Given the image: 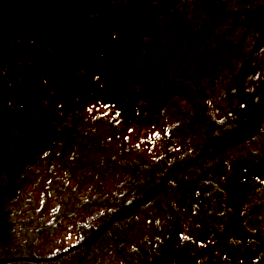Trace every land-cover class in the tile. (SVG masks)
I'll use <instances>...</instances> for the list:
<instances>
[{"label": "flooded vegetation", "instance_id": "obj_1", "mask_svg": "<svg viewBox=\"0 0 264 264\" xmlns=\"http://www.w3.org/2000/svg\"><path fill=\"white\" fill-rule=\"evenodd\" d=\"M123 4V0H49L47 5L37 0L31 6L29 0H0V260L40 264L21 261L41 259L35 255L40 254L42 232L27 223L40 221L39 213L32 214V192L35 197L44 193L45 205L73 206L82 205L89 190L104 184L107 107L116 120H129L130 114L141 119L143 114L151 146L148 194L157 197L161 192V204L167 209L195 206L197 210L189 209L188 216L171 219L200 222L201 190L185 177L186 168L195 165L193 152L184 155L177 125L181 120L155 111L173 105L154 101V96L200 93L196 80L211 77L213 253L257 256L249 264H264V44L256 49L264 31V0H149L145 12L135 15L144 16L148 26L146 68L151 85L142 90L152 100L147 103L125 102L121 88L104 84L118 75L107 72L104 64L116 59L111 48L127 23L122 19ZM72 12L75 18H70ZM134 14L129 10L130 16ZM65 23L73 31V37L64 40L74 67L67 72L59 69L64 62L56 53L48 61L41 51L45 30L57 40ZM137 23L126 25L136 30ZM216 30L226 40L217 39ZM213 45L230 46L221 80L213 79ZM78 66L82 70H75ZM219 94L229 99L226 106H218ZM125 106L148 109L136 114ZM254 118L252 126L257 128L252 132L248 126ZM156 144L165 153L163 164L158 162ZM177 165L170 183L161 184ZM131 180L126 183L136 194L139 188ZM19 191L32 192L18 200ZM131 198L129 194L122 204ZM173 212L170 209L169 216ZM86 248L72 254L63 251L46 264L65 258L80 264Z\"/></svg>", "mask_w": 264, "mask_h": 264}, {"label": "rangeland", "instance_id": "obj_2", "mask_svg": "<svg viewBox=\"0 0 264 264\" xmlns=\"http://www.w3.org/2000/svg\"><path fill=\"white\" fill-rule=\"evenodd\" d=\"M148 3H149V0H136V3L132 7L133 12H135L134 16H130L129 11H126L122 14L123 21L127 22V23H130V22L131 23H137L134 21L139 20L141 17H136L135 15L138 13L141 14L142 12H145L144 8L148 5ZM70 18H75L74 12L70 13ZM126 28H127V25H126ZM136 31H139V32L144 33V34H148V26L145 24V21H139V24L136 27L135 31H130L128 29L126 33H127V35H132ZM125 38H126V36H125ZM55 43L56 42L53 43V46L51 48L52 52L56 51ZM53 58H55V57H53ZM56 58H57V55H56ZM132 88H134V86H132L131 89ZM225 102H229V99L228 100H223V99L220 100L218 105L226 106ZM252 125L253 124L250 123L248 126V129H250ZM105 129H106V127H105ZM136 132H137V130H136ZM130 133L131 132H129V134ZM133 134H136V133L133 132ZM131 136H130V138H127V137H125V135H116L115 138L113 139L112 135L110 134V135L106 136V137H108V139H106V141L110 142V144L116 149H118L120 146H122L121 148H123L124 147L123 142L126 141L127 142V149H129V148L132 150L139 149L141 151V154H148L147 153V151H148L147 144L145 142L141 141L142 137H137L136 139L131 140V138H132ZM207 178H209L210 180L213 181V173L211 172V169H208ZM202 189H203V191H205L208 188H204V186H202ZM53 208H55V207H53ZM47 214H49V211L47 212ZM148 225L153 226V227H158V222H152ZM162 225H163V223H161L160 227ZM175 228H176V226H175ZM129 233L133 235V237L136 239L135 241H138L141 239L142 236L150 234L151 229H147V225H143V222H141V223L134 224L132 230H129ZM60 237L63 239L64 244H70L74 240V237L71 235V230L67 225H65V227H63L61 229V231L59 232V236L55 238V242ZM135 241H132V242H135ZM51 247H52L51 245L43 246V254H41V256H44L45 254L52 252L53 248H51ZM58 248L61 249L57 244V249ZM103 257H104V259H103V263H102ZM97 260H98V263H102V264H118L112 255H101L97 258ZM209 262L211 264H213V258Z\"/></svg>", "mask_w": 264, "mask_h": 264}, {"label": "trees", "instance_id": "obj_3", "mask_svg": "<svg viewBox=\"0 0 264 264\" xmlns=\"http://www.w3.org/2000/svg\"><path fill=\"white\" fill-rule=\"evenodd\" d=\"M119 173H121L123 175L126 172L121 170ZM94 208H95V206H89L87 209H89V211H92ZM97 214L100 215V213H97ZM125 223H127V222H125V221L118 222L114 226H112L109 229H107L106 231H113V230L114 231L115 230L119 231L120 229L122 231H128L129 229H128V227H127V225ZM123 224H125V225H123ZM89 225H90V228H91L90 230L94 229L95 225L92 227V225H93L92 220L89 221ZM202 238L203 239L206 238V235H203ZM105 239L108 242L110 240L116 241L117 245H119V247H122V246H124L126 244V242H129L130 240H133L134 237H133V235H130V236L121 235L120 237L119 236H115V235H107V237ZM123 241L125 242V244L120 245V242H123ZM163 242H164V240H163ZM158 244H159V241H158ZM159 246H160V248L158 250H156V253H155V259H159V260H162L164 262H172L173 261V257L172 256L176 255V259H175L176 262L181 261V263L186 264V263L191 261V262H195L197 264V258L200 257V254H202V252H205V253L209 252V249L206 248V249H202V250H197L196 257L195 256H186L185 254L182 253L183 249L181 247H179V246H174V247L168 246V245L165 246V242H164V244H160ZM206 246L208 247V244ZM175 249H178V250H176V252H175ZM130 252L131 251L129 249V245H127V247H123V253L129 254ZM135 255L139 256L140 254L136 253ZM221 258H222V256L220 255V257L218 258L217 262H219V259H221Z\"/></svg>", "mask_w": 264, "mask_h": 264}, {"label": "bare ground", "instance_id": "obj_4", "mask_svg": "<svg viewBox=\"0 0 264 264\" xmlns=\"http://www.w3.org/2000/svg\"><path fill=\"white\" fill-rule=\"evenodd\" d=\"M200 144H201L202 146H210V145L213 144V140H210V139L202 140V141L200 142ZM158 162H159L160 164H163L164 161H163V157H162V156L158 157Z\"/></svg>", "mask_w": 264, "mask_h": 264}, {"label": "water", "instance_id": "obj_5", "mask_svg": "<svg viewBox=\"0 0 264 264\" xmlns=\"http://www.w3.org/2000/svg\"><path fill=\"white\" fill-rule=\"evenodd\" d=\"M147 201H145V203H146ZM138 204V203H137ZM120 217H123L122 215H121V213H117L115 216H113L104 226H107V225H109L110 223H112V222H114L115 220H117L118 218H120Z\"/></svg>", "mask_w": 264, "mask_h": 264}]
</instances>
